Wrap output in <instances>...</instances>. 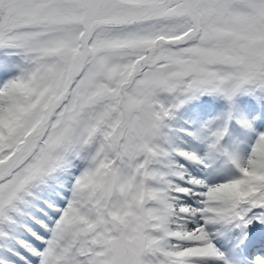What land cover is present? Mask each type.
<instances>
[{
    "label": "snow or ice",
    "instance_id": "snow-or-ice-1",
    "mask_svg": "<svg viewBox=\"0 0 264 264\" xmlns=\"http://www.w3.org/2000/svg\"><path fill=\"white\" fill-rule=\"evenodd\" d=\"M0 264H264V0H0Z\"/></svg>",
    "mask_w": 264,
    "mask_h": 264
}]
</instances>
